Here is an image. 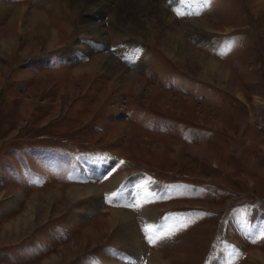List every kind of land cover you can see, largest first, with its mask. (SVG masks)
Wrapping results in <instances>:
<instances>
[{"label":"rangeland","instance_id":"obj_1","mask_svg":"<svg viewBox=\"0 0 264 264\" xmlns=\"http://www.w3.org/2000/svg\"><path fill=\"white\" fill-rule=\"evenodd\" d=\"M77 1L0 0V264H264V0H144L209 22L174 38L183 25ZM101 55L136 82L88 71ZM105 210L131 214L141 253ZM146 228L170 234L150 243Z\"/></svg>","mask_w":264,"mask_h":264},{"label":"bare ground","instance_id":"obj_2","mask_svg":"<svg viewBox=\"0 0 264 264\" xmlns=\"http://www.w3.org/2000/svg\"><path fill=\"white\" fill-rule=\"evenodd\" d=\"M75 1L76 0H69V2H75ZM78 1H77V3L79 5H84L83 7L81 6L83 10H85V9L90 7L91 11L89 12V14H91V13L92 14H99L101 9H103L104 11H109L110 10V11H114L115 12V19L117 18V20H118L120 18L118 16L120 15L122 17V14L124 13L123 11H125V12H128V13L130 12L132 14H137L141 18L145 17L143 20H146V19L147 20H151V21L155 22L157 26H160V27H163V25H165V23H170V26H174V27L178 26L180 24L178 22H175L176 18L172 19L171 16L165 10H162V8H160L157 5H155V6L151 5V3H149V1H144V0H78ZM23 13H24V11L22 10L21 11L22 15H20V18L23 17ZM44 19H47V16H45V14H43L42 12L37 11V10L30 17V21L31 22H35L36 25H37L38 22L44 24L45 23ZM79 23H80V26H78V25L77 26L81 29V33H83V34H85L87 32H90L93 35L98 36V37L101 38V36L105 32V30L101 27V25L99 23L93 22V20H91V19L90 20L89 19L88 20L87 19H80ZM81 23L82 24L85 23V25L83 24L81 26ZM208 24H209V22L206 21V20L205 21H203V20L202 21H189V20L188 21H182L181 25H183V27H181V28L175 27L173 32H171L169 34V37H173L174 38L176 36L177 32L182 34V30L183 29H188L190 31L195 32L198 29H200L201 27H204V26H206ZM36 25H35V27H36ZM181 25H179V26H181ZM47 27H49L47 30L50 29L51 31H53V30L57 31L56 29H53V28L51 29L50 26H47ZM127 28H128L127 31H132V30L136 31L134 28H132L130 26H127ZM123 30L124 29L122 28V31ZM43 32H46V31H43ZM141 33H143V30H141ZM128 37H134L135 40H139V41L141 39L139 37H135V35H130ZM128 37H126V38H128ZM169 37H168V39H169ZM176 37H178V36H176ZM8 40L9 39H7V37L3 36V40L1 41V45L5 46L7 44V42H8ZM83 45H84V43H83ZM83 45H82V47H80V51H83L85 53L86 51H88L89 45L88 46L87 45L83 46ZM74 51L75 50L67 51L65 56H64V58H68V59L77 58L79 56V54H77ZM130 55H131L130 52H128L127 58H129L130 62L134 65L135 64V60L131 59ZM208 60L210 61V63L213 66L218 65L217 62H215V61H213L211 59H208ZM124 62L125 61H123V60L121 61L120 59L113 58V56L101 55L98 58L94 59L92 64H90L87 69H88V71H92L93 69L102 67V68H105L107 70H113V71H115V73L118 74V77L122 81H124V83H130V82L131 83H135L136 80L138 79V75H136L134 73L135 71L134 72L129 71L127 69V67H126L127 66L126 63L124 64ZM138 65L141 66V68L143 70L146 69V67H142V64H138ZM77 69H79V67L76 68L75 70H77ZM105 163H106V161L103 164L105 165ZM102 165H101V167H102ZM98 168L96 166L95 167L90 166V170L87 173L89 175H91V177L96 176V175H98L99 170H101L100 168L99 169ZM118 184H119V182L116 179L111 180V181H109V183H107L109 189H115V187ZM84 190H85V192H83L81 194V197H87L86 199H89L91 201L99 199L98 198L99 190L95 186H89V187L73 186L71 192H81V191H84ZM123 195L124 196H121L122 198L123 197H126V198L129 197V195L126 194L125 192H124ZM115 197H117V195L112 196L113 199H115ZM95 204L97 205V203H95ZM105 213H111L110 217L108 218L110 223L118 224V226L120 225L119 227H121L120 229H121V231L123 233L121 236H123L122 239H123L124 245H126V247H128V248L133 249L134 254L141 253V251H143L144 244L142 242H140V241L137 242V240L135 238V235H133V233L131 231V228H132V225H131V218H132L131 214H129L128 212L114 211V210H108ZM153 214H154L153 212L147 213V215H149V216L153 215ZM152 217H154V216H152ZM156 259H157V256L154 255V259L153 260L157 261ZM164 262L165 261H160L159 264H163ZM128 264H133V263L129 261ZM151 264H154V262L152 261Z\"/></svg>","mask_w":264,"mask_h":264},{"label":"snow or ice","instance_id":"obj_3","mask_svg":"<svg viewBox=\"0 0 264 264\" xmlns=\"http://www.w3.org/2000/svg\"><path fill=\"white\" fill-rule=\"evenodd\" d=\"M130 206L131 207H139L140 206V203L137 202L136 204L130 205ZM145 232L147 234V239L149 240L150 243H155L157 240L161 239L162 236L170 234V232L169 233H165L163 231H159V232L153 234L151 228H146L145 229ZM260 236H261V238H264V231H262L260 233Z\"/></svg>","mask_w":264,"mask_h":264},{"label":"crops","instance_id":"obj_4","mask_svg":"<svg viewBox=\"0 0 264 264\" xmlns=\"http://www.w3.org/2000/svg\"><path fill=\"white\" fill-rule=\"evenodd\" d=\"M119 162H120V159H119ZM119 162H117L116 164H118ZM84 170H85V168H84ZM85 171H86V170H85ZM86 173H87V172H86ZM133 188L139 190L138 184H136ZM126 189H127V188H126ZM132 190H133V189H132ZM126 191H127V190H126ZM126 264H128V263H126Z\"/></svg>","mask_w":264,"mask_h":264}]
</instances>
